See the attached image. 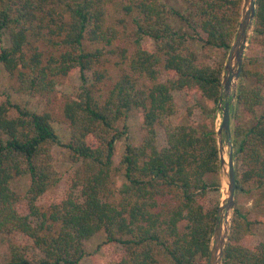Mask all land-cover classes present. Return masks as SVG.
Returning <instances> with one entry per match:
<instances>
[{"label":"trees","instance_id":"obj_1","mask_svg":"<svg viewBox=\"0 0 264 264\" xmlns=\"http://www.w3.org/2000/svg\"><path fill=\"white\" fill-rule=\"evenodd\" d=\"M185 1L187 17L163 0H0V73L14 93L45 101L42 112L0 101L10 251L0 264H80L102 230L105 264H208L221 185L215 116L243 0ZM256 4L232 132L236 195L264 204V0ZM74 75L80 86L60 92ZM135 109L144 136L119 156L118 122ZM53 122L69 127L64 174ZM22 176L25 192L13 186ZM256 223L237 203L223 264H264Z\"/></svg>","mask_w":264,"mask_h":264},{"label":"rangeland","instance_id":"obj_2","mask_svg":"<svg viewBox=\"0 0 264 264\" xmlns=\"http://www.w3.org/2000/svg\"><path fill=\"white\" fill-rule=\"evenodd\" d=\"M163 1L169 7L175 9L183 16L186 17L188 16L189 10L187 8V4L185 0H163ZM173 22L177 27L181 29L190 30L189 24L186 21H183L179 16H174ZM253 31H252V35H253ZM190 45L196 50L201 49L200 45L196 42H190ZM214 58L215 57L213 55L212 59ZM226 59H227V55L225 61ZM262 60L264 61V50L262 52ZM80 84H81V80L79 76L74 75L67 78L63 84L59 85V90L62 93H71L74 90H76L80 86ZM4 94H6L13 102L26 105L31 110L34 111L42 112L45 107V101L39 95L30 96V95H18L14 93L10 88V82L7 72L2 70L0 73V101L2 100ZM234 108H236V99L234 101ZM12 114H14V112ZM142 115L143 112L141 109H135L132 112H130L128 117L123 118L118 122V129L122 133L121 136L117 139V144H116L117 154L119 156L123 154L124 146L126 143L130 142L132 144H138L142 141V138L145 133L144 129L142 128ZM184 116L185 113L183 112L180 116L174 117V121L179 123L183 120ZM221 121H222V112L218 109V105H217L216 116H215L216 129L219 127ZM53 125L59 134V138L61 142L60 145L57 146L55 150L56 165L59 171H61V173L64 174L73 166V163L70 159V151L68 148L63 146V144H65L69 140V136H70L69 127L64 123H59V122H53ZM232 126H233V118H232ZM233 147L235 151L236 145L234 141H233ZM225 151L226 153H229V147L226 144H225ZM220 180H221V185L219 187V203L223 194V189H221L222 187L221 172H220ZM29 184H30V179L27 176L17 177L13 182V186L19 192H25ZM237 203L241 205V208L249 216L251 220L257 221V223L255 224V231L259 235V237L262 240H264V204H260L254 201L253 199L242 194L236 195L235 207ZM233 214L234 211L232 213V217ZM104 239H105V232L104 230H102L85 243L86 256L80 262V264H105L106 262L105 254L102 248L100 247ZM9 256H10V251H9L6 235L0 234V263L6 262L9 259Z\"/></svg>","mask_w":264,"mask_h":264},{"label":"water","instance_id":"obj_3","mask_svg":"<svg viewBox=\"0 0 264 264\" xmlns=\"http://www.w3.org/2000/svg\"><path fill=\"white\" fill-rule=\"evenodd\" d=\"M256 14V0H243L240 22L223 69L222 89L218 104V109L222 112V121L216 129L223 194L218 206L217 221L213 231L208 264H223L224 250L231 229L237 190L232 118L234 116V101L237 99V88L243 69V61L254 29ZM225 144L229 147V153L225 151Z\"/></svg>","mask_w":264,"mask_h":264}]
</instances>
